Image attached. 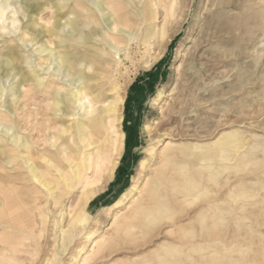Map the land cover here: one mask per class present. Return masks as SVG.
Wrapping results in <instances>:
<instances>
[{
  "label": "rangeland",
  "instance_id": "rangeland-1",
  "mask_svg": "<svg viewBox=\"0 0 264 264\" xmlns=\"http://www.w3.org/2000/svg\"><path fill=\"white\" fill-rule=\"evenodd\" d=\"M5 1L8 28L0 30V65L15 43L22 52L18 67L47 78L55 63L50 70L39 66L46 38L37 39L36 32L51 31L57 23L76 22L77 36L97 28L108 46V28L89 12L81 18L61 8L83 2L103 22L110 12L95 4L107 0ZM226 1L167 0L164 11L153 0L161 27L154 46L148 55L135 49L120 78L124 140L113 177L75 227L69 222L80 211V193L63 191L58 204L46 205V193L38 188L44 194L13 215L0 195V263L264 264V3ZM28 2L45 6L47 15L23 36L17 30ZM56 41L54 36L48 48L56 51ZM149 57L154 63L147 66ZM19 81L15 71L0 76V113L9 117L0 121V172L6 175L18 167L19 144L29 136L22 126L34 123L18 96L31 86ZM9 181L19 204L24 182ZM23 215L33 228L13 222Z\"/></svg>",
  "mask_w": 264,
  "mask_h": 264
},
{
  "label": "bare ground",
  "instance_id": "bare-ground-1",
  "mask_svg": "<svg viewBox=\"0 0 264 264\" xmlns=\"http://www.w3.org/2000/svg\"><path fill=\"white\" fill-rule=\"evenodd\" d=\"M177 1L172 0L173 4ZM258 1L264 3V0ZM102 2L94 4L97 10L110 12L104 16L103 22L98 21L96 11L88 9L86 3L74 1L70 5H61V8L68 7L70 16L75 14L81 18L83 12H89V18L102 28H108L105 31V35L110 39L108 46L104 42L101 43V32L97 28H90L82 36H77V23L74 21L65 25L57 23L51 31L36 32L37 39L46 38L41 52L45 53V56L39 58V66L46 65L50 70L51 65L55 63L45 79L35 75L37 71L28 72L25 68L18 67L22 52L14 43L15 40L11 41L13 45L5 47L6 59L0 65V76H7L10 71H15L16 76L20 77L19 85L31 86L18 96L25 102L26 119L34 120L31 125L25 123L22 126L25 132H29V136H25L22 143L17 142L20 147L17 159H21L18 167L13 169L15 171L11 175L0 172V195L9 203V215L20 213L21 205L29 209L37 201L33 196L44 194L43 191L46 193V205L51 201L58 204L64 192L80 193L77 203L80 211L77 210L71 218L69 227H72L80 218L77 217L86 213L91 199L114 175L124 140L121 123L125 85L120 78L124 74L123 69H126L125 62H132L133 56L142 49L145 50V55H148L154 46V36L159 34L161 27L156 22L158 12L154 8H157V4L153 3V0H107L104 4ZM219 2L224 5L230 1ZM159 3L164 11H168L167 0H159ZM4 6H9V3L0 0V30L8 28V18L2 13ZM25 6L26 10L20 17L22 28L17 31L23 36H29L31 25L43 20L47 12L46 7L40 4L28 2ZM47 10L49 12V9ZM17 22L18 20H13L11 27L15 28ZM67 26H70L72 31L65 34L64 28ZM83 26L88 27L86 24ZM161 32L164 31L161 29ZM70 35L75 37H68ZM54 36L57 39V52L48 48V45H52ZM61 36H67V39L60 40ZM153 63L154 58L149 57L147 66ZM72 72H75V76L68 79V75L74 74ZM32 83L34 87L30 85ZM8 119V115L0 113L1 124ZM12 151L16 152L15 149ZM9 180L24 182L22 189L20 188L24 193L19 204L13 197L14 184ZM30 182L36 184L37 189L28 185ZM43 218L45 219L46 215H43ZM13 222L28 229L33 228L35 224L29 222L27 215ZM30 223L31 226L28 227ZM65 232L63 229L62 233ZM99 243L95 244L98 246Z\"/></svg>",
  "mask_w": 264,
  "mask_h": 264
},
{
  "label": "trees",
  "instance_id": "trees-1",
  "mask_svg": "<svg viewBox=\"0 0 264 264\" xmlns=\"http://www.w3.org/2000/svg\"><path fill=\"white\" fill-rule=\"evenodd\" d=\"M133 88H135V86H133Z\"/></svg>",
  "mask_w": 264,
  "mask_h": 264
}]
</instances>
